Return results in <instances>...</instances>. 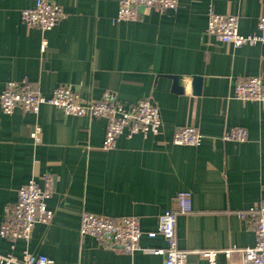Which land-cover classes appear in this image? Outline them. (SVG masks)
Returning <instances> with one entry per match:
<instances>
[{"label":"crops","instance_id":"0c3cea01","mask_svg":"<svg viewBox=\"0 0 264 264\" xmlns=\"http://www.w3.org/2000/svg\"><path fill=\"white\" fill-rule=\"evenodd\" d=\"M63 17L45 36L21 16L35 0H0V93L9 80L27 78L44 95L60 85L83 99L116 100L129 106L148 98L162 117L159 134L120 135L103 148L106 120L72 115L42 104L37 114L0 108V227L21 185L53 177L48 207L54 216L37 223L30 241L0 236V252L21 258L24 250L46 254L54 264H164L161 235L141 238L132 253L81 235L83 210L140 217L144 232L158 216L177 209V193L191 199V212L177 217L179 246L188 264H208L200 250L219 251L217 264H239L256 245L251 221L240 212L264 198V102L234 98L236 80L264 79V44L234 46L206 32L208 12L240 17V32L257 31L264 0H181L177 9L149 11L138 21H114L120 0H53ZM170 75L180 77L183 92ZM203 78L195 93L193 76ZM41 126V142L31 132ZM194 125L201 144L177 145V129ZM233 126L248 130L245 142L222 140ZM14 243V246L12 245Z\"/></svg>","mask_w":264,"mask_h":264},{"label":"built area","instance_id":"2783aa9c","mask_svg":"<svg viewBox=\"0 0 264 264\" xmlns=\"http://www.w3.org/2000/svg\"><path fill=\"white\" fill-rule=\"evenodd\" d=\"M181 0H120L114 21H138L149 11L164 12L177 9ZM143 7V10H140ZM61 6L53 0H35L33 6L24 8L22 20L30 26L41 29L43 33L41 50L48 47L45 34L52 30L63 17ZM240 17L234 14L218 13L209 9L206 32L218 40L232 43L236 47L242 45L264 44V15L257 20V31L251 34L240 32ZM233 96L242 101L264 102V79L262 75H245L236 80ZM42 104L54 105L72 115H82L106 120V132L103 148L112 149L116 146L120 135L126 133L128 138L136 134H159L162 127L160 109L148 98L126 106L116 100L91 99L81 97L79 90L71 85L56 87L49 96L38 91L33 84L24 78L21 81L9 80L0 93V108L6 114H13L17 109L37 114ZM33 141L41 142V126L36 125L31 132ZM203 134L194 125L177 129L173 143L177 145L201 144ZM249 138L248 130L242 126L227 128L222 134V140L245 142ZM53 194V177L43 176V185L35 178L21 185L17 200L10 204L7 215L0 227V236L11 241L23 239L30 241L33 229L37 223H48L54 212L48 207V199ZM179 206L177 209H167L158 216V226L155 231L144 232L140 217L135 215L111 216L104 213L83 210L81 214L80 233L91 235L109 248L120 247L126 252L142 249L141 238L161 235L166 246L154 248V254L164 257V264H188L189 250L179 246L177 235V217L191 212V199L185 192L177 193ZM241 217L249 219L256 233V245L244 249L225 250L230 256L233 251L241 252L239 264H264V198L259 203L240 212ZM14 246V243L12 244ZM208 264H217L219 251L203 249L198 251ZM0 264H54V259L46 254H36L24 250L21 258L12 253L0 252Z\"/></svg>","mask_w":264,"mask_h":264},{"label":"water","instance_id":"95a60500","mask_svg":"<svg viewBox=\"0 0 264 264\" xmlns=\"http://www.w3.org/2000/svg\"><path fill=\"white\" fill-rule=\"evenodd\" d=\"M140 10H143V7H140ZM170 77L174 80L173 88L177 92H183V88L179 85L180 77L177 75H170ZM193 86L195 93L199 94L201 92V87L203 83V78L199 75L193 76Z\"/></svg>","mask_w":264,"mask_h":264}]
</instances>
